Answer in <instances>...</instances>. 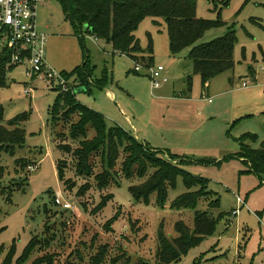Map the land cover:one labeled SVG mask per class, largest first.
<instances>
[{"label": "rangeland", "instance_id": "rangeland-1", "mask_svg": "<svg viewBox=\"0 0 264 264\" xmlns=\"http://www.w3.org/2000/svg\"><path fill=\"white\" fill-rule=\"evenodd\" d=\"M196 17L220 21L198 43L229 30L236 37L233 68L205 86L193 73L188 50L170 51L167 26L160 18L145 17L139 22L134 36L144 58L136 61L115 52L103 40L76 33L58 0L36 4L34 26L46 35L43 48L48 68L68 73L87 60L90 78L85 83L91 84L87 91L75 94L78 102L101 113L107 127L118 124L136 141L143 139L187 156L189 161L181 167L207 178L208 189L219 196L217 208L207 206L213 197L201 198L196 207L209 210L213 217L225 213L214 232L167 264H264V181L244 171L247 166L230 156L245 133L257 137L250 142L252 148L264 141V116L260 115L264 111V0H196ZM148 57L152 58L150 67L164 69L166 81L158 89L151 88L145 64ZM136 63L142 66L138 72L134 71ZM63 78L66 89L81 85L74 76ZM25 81L23 68L15 67L7 71L5 85L0 86L1 129L12 131L16 126L7 122L26 116L19 124L23 145L0 146V264H17L33 237L41 244L50 243L47 248H36L30 260L54 252L55 264H90L96 248L106 244L108 255L103 264H111L113 258H118L114 264H155L158 232L162 230L171 239L176 236L178 220L192 226L194 209L171 206L186 191L181 178L168 190L163 207L155 204L154 195L148 203L136 201L128 187L145 183L155 169L147 168L142 177L126 179L121 149L109 172L110 184L99 188L96 175L102 168L104 150L92 157L93 169L88 175L78 174L73 154L95 132L88 128L85 137L72 139L69 127L76 116L68 121L51 120L59 91L34 80L24 94ZM12 146L13 154L2 151ZM158 157L177 163L165 153ZM57 161L63 180L56 172ZM56 198L70 208L57 204ZM102 200L107 204L94 213Z\"/></svg>", "mask_w": 264, "mask_h": 264}, {"label": "trees", "instance_id": "trees-1", "mask_svg": "<svg viewBox=\"0 0 264 264\" xmlns=\"http://www.w3.org/2000/svg\"><path fill=\"white\" fill-rule=\"evenodd\" d=\"M61 4L65 19L70 22L74 31L78 34H89L95 39L103 40L110 44L115 52L124 54L134 61L144 58V50L134 36V32L139 22L145 17L162 19L167 26L170 51L177 54L183 49H187V56L192 61L193 73L200 76L202 85L205 86L211 78L224 73L233 68L232 52L236 42L235 34L232 30L227 31L223 36L215 38L206 43H198L204 33L219 24V20L209 21L196 17V0H58ZM227 4V1L225 2ZM9 59L7 50L0 51V86H4L7 71L5 69ZM152 58L148 57L146 67H150ZM66 77H73L80 82V86L89 89V84L85 82L90 78L87 60L75 67L70 72L61 71ZM191 77H188L187 85L191 84ZM77 86V87H80ZM74 89L67 91L59 90L52 110V123L59 117L68 121L72 116H76V122L69 127V135L72 139L79 136L85 137L87 129L91 128L95 132L92 139H83L79 147L74 151L76 160V171L78 174L88 175L93 169L92 157L102 149L101 171L96 175V184L99 188H106L109 183V172L114 168L122 149V172L126 179L133 175L142 177L147 168L155 169L149 179L138 186L130 185L128 190L136 201L148 203L150 196L154 195V202L157 206L163 207L168 197V190L173 189L178 177L186 189L178 195L171 206L173 208L194 209L193 222L191 228L183 221L175 223L176 236L168 239L163 231L158 232L156 263L167 264L177 261L188 249L200 242L206 236L211 235L219 220L225 213L219 212L213 217L209 210L196 209L201 198L213 197L207 202L208 208L219 207V196L216 192L208 189V179L202 176L193 175L184 170L181 165L188 162L187 156L172 153L169 149H159L150 146L147 142L135 140L133 135L119 125L106 126L103 115L89 107L81 104L75 98ZM264 115V112H262ZM25 115L14 121H9V126H16L12 131H4L0 127L1 143L11 144L15 147L24 143L23 130L19 128L20 121L25 119ZM2 119V109L0 108V121ZM257 140L253 133L243 134L238 138V149L230 156L239 159L247 166L244 171L254 173L260 181H264V141L258 148H252L250 142ZM13 146L8 152L13 154ZM1 151V149H0ZM162 153L167 154L169 160L177 162L175 165L158 157ZM161 158V159H160ZM199 162L210 163L211 160L199 159ZM15 163H19L16 161ZM134 165V166H133ZM133 166V168H132ZM56 172L59 180H63V172L56 163ZM26 184H27V180ZM26 184L19 190L23 191ZM13 191V190H11ZM9 192L11 194L12 192ZM107 200H102L94 213L99 212L107 204ZM196 209V210H195ZM117 215H115L116 218ZM113 219L107 221L108 228ZM49 240L44 244L38 242L37 237H33L18 257L17 264H55L56 253L45 252L30 260L32 253L41 245L44 248L49 246ZM108 255V245H99L96 252L89 259L90 264H103ZM30 260V261H29ZM118 258L110 260L111 264L116 263Z\"/></svg>", "mask_w": 264, "mask_h": 264}, {"label": "built area", "instance_id": "built-area-1", "mask_svg": "<svg viewBox=\"0 0 264 264\" xmlns=\"http://www.w3.org/2000/svg\"><path fill=\"white\" fill-rule=\"evenodd\" d=\"M42 0H0V51L5 49L9 59L5 69L22 67L26 78L24 94H27L34 80H40L53 89L67 91L61 72L47 67L43 45L46 35L35 30V6ZM142 66L136 63L134 71H140ZM161 65L148 67L147 75L152 89H158L166 81ZM242 86H246L243 83ZM72 88H70L71 90ZM239 200V199H238ZM56 203L64 208H70L68 203H62L59 198ZM238 213V209L234 214Z\"/></svg>", "mask_w": 264, "mask_h": 264}, {"label": "water", "instance_id": "water-1", "mask_svg": "<svg viewBox=\"0 0 264 264\" xmlns=\"http://www.w3.org/2000/svg\"><path fill=\"white\" fill-rule=\"evenodd\" d=\"M83 91H85V88L82 87V86H80V87H77V88L74 90V93L76 94V93H80V92H83Z\"/></svg>", "mask_w": 264, "mask_h": 264}, {"label": "crops", "instance_id": "crops-1", "mask_svg": "<svg viewBox=\"0 0 264 264\" xmlns=\"http://www.w3.org/2000/svg\"><path fill=\"white\" fill-rule=\"evenodd\" d=\"M209 83V82H208ZM207 83V84H208ZM262 112H264V111H261V114L260 115H262V116H264L263 114H262ZM116 125H118V124H116ZM120 126V125H119ZM121 127V126H120ZM141 141H143V139H140ZM145 142V141H144ZM148 143V142H147ZM149 144V143H148ZM150 145V144H149ZM150 146H152V145H150ZM152 147H154V148H158L157 146H152ZM165 147H162V148H159V149H164ZM167 149H169V148H167ZM237 214V213H236Z\"/></svg>", "mask_w": 264, "mask_h": 264}]
</instances>
